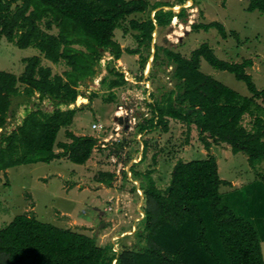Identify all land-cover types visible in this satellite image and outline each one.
Instances as JSON below:
<instances>
[{
  "label": "trees",
  "instance_id": "trees-1",
  "mask_svg": "<svg viewBox=\"0 0 264 264\" xmlns=\"http://www.w3.org/2000/svg\"><path fill=\"white\" fill-rule=\"evenodd\" d=\"M177 1L184 4L189 0ZM173 6L150 0H0V38L18 48H35L46 60L63 62L67 67L62 74L53 73L50 66L41 64L39 55H31L24 58L19 76L0 69V172L63 157L84 164L96 139L67 131L70 142H56L58 131L72 124L77 111L61 106L81 101L83 92L79 86L96 74L104 52L111 56L105 68L114 77L101 79V84L111 91L126 83L114 65L124 50L113 39V33L122 21L137 14L144 17L130 18L128 24L135 31L138 45L126 50L139 54L143 72L151 46L152 62L158 58L159 47L151 44L153 32L185 14L184 7L177 13L171 8L164 10ZM248 9L264 12V0H250ZM40 25L47 29L56 25L58 32L49 33ZM198 27H215L225 36L218 22L192 24V28ZM144 48L149 51L146 56L142 54ZM161 48L163 58H159V64L165 67L164 72L169 65L174 66L171 79L177 89L172 86L165 91L161 87L159 99L150 93L147 104L153 116L148 125L138 126V132L151 128L165 132L168 118L184 122L188 131L194 125L206 150L214 143L229 146L233 154L244 153L256 177L245 190L258 189L264 194V167L258 165L264 162V107L258 103V99H264V88L258 89L246 72L252 61L220 59L207 43L193 49L189 58ZM201 59L215 69L232 73L245 83L250 94L242 96L200 71ZM155 73L149 76L156 78ZM35 93L39 101L48 100L53 109L47 112L37 107L28 111L15 128L6 131L17 107L28 103ZM113 97L110 94L107 101ZM244 116L251 118L249 127L243 124ZM55 145L61 150L56 152ZM122 145V141L114 143V148L122 149ZM133 173L140 177L138 188L143 195V216L134 230V245H122L114 252L110 243L99 246L91 236L22 213L0 228V264H264L260 233L253 221L223 204L220 186L231 183L219 176L214 155L208 153L206 158L189 161L178 159L164 188L157 187L149 169ZM113 176L101 173L97 179L110 186ZM132 190L136 192V188ZM253 203L256 201H247L250 209Z\"/></svg>",
  "mask_w": 264,
  "mask_h": 264
},
{
  "label": "rangeland",
  "instance_id": "rangeland-1",
  "mask_svg": "<svg viewBox=\"0 0 264 264\" xmlns=\"http://www.w3.org/2000/svg\"><path fill=\"white\" fill-rule=\"evenodd\" d=\"M156 1L174 5L176 13L184 7L185 14L182 18L174 17L169 25L153 32L155 41L152 39L151 44L159 47L158 58L151 63L154 49L151 46L143 72H140L139 54H130L126 48L138 45L135 31L129 28L128 20L144 17V14L129 16L113 33V39L124 50L114 65L120 71H128L136 83L128 76V81L120 87L111 91L104 87L101 79L114 77L105 68L111 57L104 52L96 74L79 87L83 92L81 101L61 106V109L75 108L77 111L72 124L58 131L56 142H70L67 131L92 136L97 143L88 160L84 164H76L63 157L49 163H28L1 171L0 228L16 215L26 213L40 221L91 236L99 246L115 244L119 251L122 245H134L137 237L134 230L141 223L142 215L139 212L143 195L138 188L140 177H136L133 171L151 170L150 175L157 187L164 188L178 159H202L210 153L216 157L219 176L231 183V186H220L223 204L231 206L237 215L253 221L260 233L264 257V194L258 189L251 192L245 190L256 177L244 153L233 154L229 146L214 143H211L208 151L194 125L188 131L184 122L172 118H168L165 132L160 128L138 132V126L142 123L148 125V120L153 116L145 99L148 92L154 93V99H159L163 89L168 91L173 85L163 71L165 67L159 64V58H163L161 47L189 58L193 49L207 43L220 59L238 63L250 59L253 65L246 67V72L252 76L258 89L264 88V12L257 9L250 11V0H189L184 4H178L177 0H150L151 3ZM167 9L164 7L165 11ZM212 21L223 26L225 36L215 27L207 30L192 28V24ZM40 26L49 33L58 32L56 25L50 29ZM148 52L144 48L142 54L146 56ZM31 55H39L41 64L50 66L53 73L62 74L67 69L63 62L53 64L46 60L35 48H18L14 43L0 38V69L19 76L25 66L24 58ZM173 69L171 65L167 70L171 72ZM199 70L242 96L250 94L243 81L237 80L226 70L211 67L203 59L200 60ZM153 72L158 74L156 78L149 76ZM110 94L114 97L107 101ZM172 96L175 97V93ZM258 103L264 107V99H258ZM37 107L47 112L53 109L48 100L39 101L35 93L28 103H21L17 107L15 118L6 125V131L15 128L28 111ZM250 120L249 116H244L243 124L249 127L247 124H250ZM94 123L102 127L97 125L93 128ZM121 141L122 149L114 148V143ZM144 145L146 151L142 158ZM54 150L57 152L61 149L55 145ZM258 165L264 167V162ZM101 173L114 175L110 186L98 181ZM133 188H136V192ZM249 199L256 201L252 209L247 204ZM255 207H258L257 210Z\"/></svg>",
  "mask_w": 264,
  "mask_h": 264
},
{
  "label": "clouds",
  "instance_id": "clouds-1",
  "mask_svg": "<svg viewBox=\"0 0 264 264\" xmlns=\"http://www.w3.org/2000/svg\"><path fill=\"white\" fill-rule=\"evenodd\" d=\"M173 8V7H172ZM175 18H177V17H175ZM155 35V34H154ZM153 40L155 41V39H154V36H153ZM153 51H154V49H153ZM153 53V52H152ZM111 57V56H110ZM151 63H152V59H151ZM146 66V65H145ZM170 66L171 65H169L168 67H167V69L168 68H170ZM166 69V72H165V74H166V76H167V79H168V81H169V83H172L173 85L172 86H174V82H172V79H171V72H170V70H167ZM145 70V68L143 69V71ZM174 70V69H173ZM148 71H149V68H148ZM147 71V72H148ZM122 73H123V75H124V77H125V72H128V71H121ZM128 76H130V79L132 80L133 78L131 77V75H130V73L128 72V74H127V77ZM125 79V78H124ZM125 80H127V79H125ZM128 81V80H127ZM80 87V86H79ZM80 90V89H79ZM95 93V92H94ZM152 93V92H151ZM149 95H150V93L148 92V94H147V96H146V100L148 101V102H150L151 101V99H150V97H149ZM140 215H142V213H140ZM143 216V215H142ZM142 218V217H141ZM113 246H114V244L112 245V247H111V249H112V251H114L113 250ZM116 248H117V246H116ZM118 251V250H117ZM114 252H116V251H114Z\"/></svg>",
  "mask_w": 264,
  "mask_h": 264
},
{
  "label": "built area",
  "instance_id": "built-area-1",
  "mask_svg": "<svg viewBox=\"0 0 264 264\" xmlns=\"http://www.w3.org/2000/svg\"><path fill=\"white\" fill-rule=\"evenodd\" d=\"M127 74H128V72H125V77H124V78L128 80ZM132 82H133V83H136V81H133V80H132ZM97 125L99 126V128L102 127L100 124L94 123V124H93V128H96ZM107 142H108V141H107ZM104 145H105V144H104ZM113 250H114V251H117V248H116L115 244H114V246H113Z\"/></svg>",
  "mask_w": 264,
  "mask_h": 264
},
{
  "label": "water",
  "instance_id": "water-1",
  "mask_svg": "<svg viewBox=\"0 0 264 264\" xmlns=\"http://www.w3.org/2000/svg\"><path fill=\"white\" fill-rule=\"evenodd\" d=\"M168 8H171L172 10H174L172 7H168ZM121 121V119H119Z\"/></svg>",
  "mask_w": 264,
  "mask_h": 264
},
{
  "label": "bare ground",
  "instance_id": "bare-ground-1",
  "mask_svg": "<svg viewBox=\"0 0 264 264\" xmlns=\"http://www.w3.org/2000/svg\"><path fill=\"white\" fill-rule=\"evenodd\" d=\"M175 22L177 21L176 19L174 20ZM183 26V25H182ZM181 29V28H180Z\"/></svg>",
  "mask_w": 264,
  "mask_h": 264
},
{
  "label": "crops",
  "instance_id": "crops-1",
  "mask_svg": "<svg viewBox=\"0 0 264 264\" xmlns=\"http://www.w3.org/2000/svg\"><path fill=\"white\" fill-rule=\"evenodd\" d=\"M96 83H98V82H96ZM94 121H96V120H94ZM139 214H140V212H139Z\"/></svg>",
  "mask_w": 264,
  "mask_h": 264
}]
</instances>
